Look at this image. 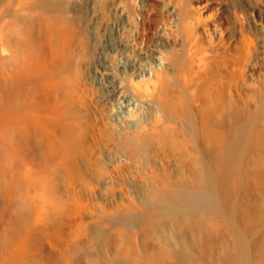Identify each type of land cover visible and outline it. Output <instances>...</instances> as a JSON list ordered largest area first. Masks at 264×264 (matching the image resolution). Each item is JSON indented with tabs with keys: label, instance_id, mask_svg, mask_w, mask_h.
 I'll return each instance as SVG.
<instances>
[{
	"label": "bare ground",
	"instance_id": "1",
	"mask_svg": "<svg viewBox=\"0 0 264 264\" xmlns=\"http://www.w3.org/2000/svg\"><path fill=\"white\" fill-rule=\"evenodd\" d=\"M61 9L62 0H0V264H174L171 258L184 259L181 264H235L228 239L211 240L217 224L201 205L208 184L199 172L177 170L170 187L156 170L148 151L150 130L166 126L171 143V123L158 109L166 93L150 90L158 87L155 83L137 86L148 91L142 99L128 94L121 79L118 84L110 79L108 113L119 131L112 134L103 124L105 112L87 99L93 114L87 132L86 112L76 106L72 92L78 33ZM111 48L116 55L117 47ZM120 56L117 68L139 79L149 78L152 64L163 62L150 55V62L141 57L129 64ZM95 63L101 65V75L111 73L104 60ZM159 86L167 89L165 83ZM196 95L204 98L195 103L201 146L188 149L183 137L175 156L185 163L211 151V162L219 168L228 135L211 123V116L226 102L208 83ZM142 109L151 117H137ZM119 136L141 149L139 163H131L117 148ZM106 172V181L100 182ZM165 206H171L168 217H163ZM135 220L153 230L203 223L210 227V239L196 250L170 251L163 245L116 252L115 245H108L109 230Z\"/></svg>",
	"mask_w": 264,
	"mask_h": 264
},
{
	"label": "rangeland",
	"instance_id": "2",
	"mask_svg": "<svg viewBox=\"0 0 264 264\" xmlns=\"http://www.w3.org/2000/svg\"><path fill=\"white\" fill-rule=\"evenodd\" d=\"M97 13L98 0H62L61 16L72 20L78 33L72 92L76 106L86 112L87 132L93 121L87 99L105 112V127L111 129L112 134L119 131L108 113L112 92L110 79L115 84L121 79L128 94L142 99L149 97L148 91L137 86L145 81L155 83L158 87L150 90L160 95L166 93L169 103L162 95L158 109L163 120L171 123V143L166 126L150 130L148 151L156 161L157 172L172 187L171 178L177 170H197L205 185L208 184V192H201V205L207 208L217 224V233L211 240L228 239L235 253V264H264V0H213L203 11L186 6L179 9L176 26L163 24L158 36H148L147 44L157 45L153 46L154 51H149L150 55L160 57L163 62L159 67L151 63L153 72L146 79L117 68V56L109 45L106 48L110 56L104 61L111 73H99L102 67L95 63L94 57L101 51L104 40L103 26L96 20ZM213 20L218 22L216 36L211 32ZM162 83L167 89L160 88ZM207 83L221 94L220 101L226 102L221 105L223 110L217 108L211 116V123L228 135L219 168L211 162V151L201 160L191 158L185 163L174 152L177 141L183 137L188 149L201 146V122L195 103L204 102V98L196 94ZM228 102L235 103V110L230 103L226 106ZM149 115L151 117L144 109L137 113L142 120ZM119 137L123 139L117 148L131 163H139L141 149L135 142L124 140L125 136ZM103 164L106 166L108 162ZM106 179L107 172L99 176L100 182ZM162 213L163 217H168L171 206H165ZM141 224L135 220L113 226L108 232L111 239H107L108 245H115L118 253L126 248L157 249L163 245L170 251H185L187 248L196 250L210 239V227L203 223L184 226L171 223L159 230ZM169 261L181 264L184 259L171 258Z\"/></svg>",
	"mask_w": 264,
	"mask_h": 264
},
{
	"label": "built area",
	"instance_id": "3",
	"mask_svg": "<svg viewBox=\"0 0 264 264\" xmlns=\"http://www.w3.org/2000/svg\"><path fill=\"white\" fill-rule=\"evenodd\" d=\"M209 2L213 0H98L96 20L103 26L104 44L94 60L99 62L110 56L106 48L109 45L117 47V64L122 58L118 55H124L123 58H126L129 64L131 60L139 61L141 57L150 62L151 53L148 49L154 51L153 46L157 45L147 44L148 36H158L163 24L176 26L179 20L178 10L182 7L203 11ZM211 32L214 36L217 35L216 20L212 21ZM126 50L128 51L125 54ZM144 71H151V67Z\"/></svg>",
	"mask_w": 264,
	"mask_h": 264
}]
</instances>
